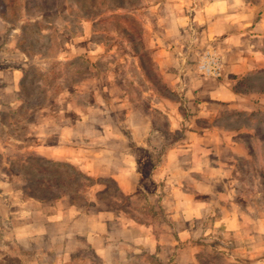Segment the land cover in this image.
I'll use <instances>...</instances> for the list:
<instances>
[{
    "label": "rangeland",
    "instance_id": "1",
    "mask_svg": "<svg viewBox=\"0 0 264 264\" xmlns=\"http://www.w3.org/2000/svg\"><path fill=\"white\" fill-rule=\"evenodd\" d=\"M207 6L211 10L204 11ZM220 16L226 23L212 25ZM239 21L240 32L235 30ZM0 27V56L22 71L16 109H0V139L13 143L4 150L0 145V189L8 191L3 198L20 204L11 211L0 204V255L20 248L18 238L24 243L13 233V217L26 199L42 206L67 198L89 203L90 187L99 183L98 201L111 200L130 211V200L114 181L43 156L48 146L56 152L60 138L75 134L84 148L91 141L103 146L108 120L120 117L124 103L156 111L173 104L178 114L173 117L189 115L187 89L197 74L210 81L229 76L234 89L246 93L238 101L242 109L225 112L215 127L243 145L231 161V180L242 214L251 215L239 236L222 228L203 236L200 259L264 264V0H0ZM172 28L180 35L166 44L163 35ZM228 33L227 41L216 39ZM233 35L237 38L230 39ZM170 54L177 60L172 80L158 63ZM241 62L258 65L243 72ZM12 83L5 77L0 88ZM155 116L167 131V117ZM183 119L174 137L188 129Z\"/></svg>",
    "mask_w": 264,
    "mask_h": 264
},
{
    "label": "crops",
    "instance_id": "2",
    "mask_svg": "<svg viewBox=\"0 0 264 264\" xmlns=\"http://www.w3.org/2000/svg\"><path fill=\"white\" fill-rule=\"evenodd\" d=\"M208 10L209 6L204 9ZM198 21L203 22L201 18ZM214 21L212 25L226 23L221 16ZM237 29L241 31L240 21ZM171 30L163 35L166 44L180 35L179 30ZM228 36L230 33L216 39ZM176 61L171 54L158 61L167 79L177 76L172 68ZM241 63L243 72L258 65ZM19 68L0 56V83L8 76L13 80L12 86L0 88V109L12 110L18 105ZM190 80L186 106L189 115L182 114L184 119L173 117L177 112L173 104L156 111L124 103L120 106L122 116L108 120L110 130L103 146L95 147L91 141L84 148L79 135L70 139L62 136L65 138H60L56 152L48 146L50 150L43 156L75 164L87 176L114 181L119 194L130 200V211L111 200L98 201L102 189L99 183L90 187L89 203L67 198L42 206L33 199L39 205L31 206L32 201L26 199L22 201L26 205L22 212L13 217V233H19L24 243L18 238L20 248L0 255V264H203L199 247L203 236L219 228L235 236L245 233L251 215L242 214L231 180L235 167L231 161L236 148L243 145L236 146L228 136L230 131L215 127V122L225 112L240 109L243 102L238 101L246 93L234 89L229 76L210 81L194 74ZM175 81L178 79L170 83ZM157 112L167 117V131L155 118ZM181 119L188 129L181 138L174 137ZM0 145L4 150L13 143L0 139ZM7 192L0 189V204L11 211L20 204L3 198Z\"/></svg>",
    "mask_w": 264,
    "mask_h": 264
},
{
    "label": "trees",
    "instance_id": "3",
    "mask_svg": "<svg viewBox=\"0 0 264 264\" xmlns=\"http://www.w3.org/2000/svg\"><path fill=\"white\" fill-rule=\"evenodd\" d=\"M2 15H4V13H3V12H2ZM46 161H48V162H49L50 160H46Z\"/></svg>",
    "mask_w": 264,
    "mask_h": 264
}]
</instances>
